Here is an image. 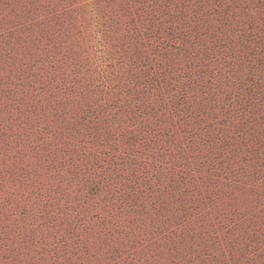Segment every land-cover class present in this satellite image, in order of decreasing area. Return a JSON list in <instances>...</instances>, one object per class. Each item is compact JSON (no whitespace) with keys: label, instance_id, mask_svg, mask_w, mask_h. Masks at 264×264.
<instances>
[{"label":"rangeland","instance_id":"374dc122","mask_svg":"<svg viewBox=\"0 0 264 264\" xmlns=\"http://www.w3.org/2000/svg\"><path fill=\"white\" fill-rule=\"evenodd\" d=\"M0 264H264V0H0Z\"/></svg>","mask_w":264,"mask_h":264},{"label":"trees","instance_id":"16d2710c","mask_svg":"<svg viewBox=\"0 0 264 264\" xmlns=\"http://www.w3.org/2000/svg\"><path fill=\"white\" fill-rule=\"evenodd\" d=\"M227 96H230V93Z\"/></svg>","mask_w":264,"mask_h":264}]
</instances>
